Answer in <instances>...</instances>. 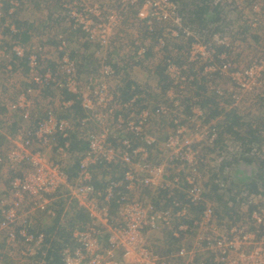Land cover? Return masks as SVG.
I'll return each mask as SVG.
<instances>
[{
    "label": "built area",
    "instance_id": "1",
    "mask_svg": "<svg viewBox=\"0 0 264 264\" xmlns=\"http://www.w3.org/2000/svg\"><path fill=\"white\" fill-rule=\"evenodd\" d=\"M225 1L215 0V4H222L226 13L234 11ZM235 1L240 8L244 0ZM249 1L256 14L264 13V0ZM24 6L25 0H0V73H11L14 63L22 66L27 58L35 89L40 93L67 91L81 102L84 116L74 119V102L65 99L70 117L58 118L49 111L33 119L25 93L9 106L10 110L20 111L28 124L0 146V169L6 163L13 170L5 179L6 187H0V194L4 192L0 195L4 243L15 248L22 241L24 257L34 259L36 264H47L50 253L56 252L50 236L29 231L27 217L42 212L56 218L59 201H65L61 220L69 216L71 208L66 210L72 204L85 210L90 220L74 231L71 241L62 244L60 256L64 264H264V193L248 196L245 201L242 195L235 196L236 203L254 205L256 196L260 202H255L254 212L247 215L245 211L242 219H235L222 230L217 203L209 197L202 168L211 157L216 158L204 152L209 147L213 150L220 139L221 116L207 120L199 100L187 99L194 84L202 82L219 100L230 98L236 106L240 92L264 97V48L251 63L237 62L227 37L235 32L232 24L224 27V34L218 32L207 41L203 33L184 24L174 0H73L66 5L68 25L65 23L64 33L68 38L76 35L77 43L115 50L128 43L130 24L143 28L156 50L162 52L155 53L162 59L168 85L165 91L169 101L150 107L138 84L132 86L131 98L124 99L121 94L116 96L106 82L115 78L125 87L123 72L129 73L137 65L130 58L120 62L126 71L111 64L102 67L101 78L91 74L83 80L79 64L71 56L68 38L60 35L55 48L62 53L60 61L54 68L43 65V57L48 58L50 53L47 45L29 47L23 43L13 21ZM137 7L131 19L128 13ZM61 16L65 19V14ZM254 21L255 26L261 23L258 17ZM9 22L6 34L4 25ZM125 22L129 23L126 27ZM164 22L171 28H160ZM168 33L175 39H193L183 61L164 56ZM144 34L137 33L131 42L143 58L148 51L141 42ZM7 36L10 38L5 40ZM223 45L227 48L218 54ZM152 73H156L153 67ZM220 80H229L230 85H219ZM185 99L190 104L189 113ZM112 113L115 117L110 121ZM160 118L168 120L172 127L162 154L154 161L152 149L158 138L149 130L152 121ZM93 124L100 130L95 131ZM75 131L77 144H85L86 150L78 159L76 176L70 180L66 160L79 150L73 148L71 134ZM224 149L218 152L219 163L226 161ZM244 150L238 145L233 148L235 153ZM261 151L264 147L260 151L253 148L251 155ZM215 173L220 190L229 189L228 168H218ZM148 192L150 196L146 197ZM233 205L234 202L230 204ZM196 208H202L198 217ZM20 220L23 224L18 229ZM159 233L176 241L174 253L158 252Z\"/></svg>",
    "mask_w": 264,
    "mask_h": 264
},
{
    "label": "rangeland",
    "instance_id": "2",
    "mask_svg": "<svg viewBox=\"0 0 264 264\" xmlns=\"http://www.w3.org/2000/svg\"><path fill=\"white\" fill-rule=\"evenodd\" d=\"M73 0H63L61 1V8H59V12H55L51 16V22L53 23L56 18L59 16L65 14V19L60 18L59 20L63 21L64 23H67V12L68 9L66 5H70ZM141 1V0H140ZM143 1V0H142ZM188 1V0H187ZM237 1L235 0H226L225 3L227 6H233L232 8L234 11H230V16L228 17V20H225L224 26L223 24L220 26L221 28H224L228 24H232L235 27L234 34L228 35L229 42L233 45V51L236 52L235 59L239 63L245 62V57L247 58L249 54V51L255 52L256 55L261 52L264 48V42L263 38H255V36H259L261 30V25L264 28V13L263 14H256L253 11L252 5L249 0H244L242 4H240V8L238 5H236ZM192 7V3L189 1V8ZM50 8V7H49ZM138 8H133L132 12H129V17L131 16V19H134L135 13H137ZM30 9H37L38 11L40 9L44 10V7H40L38 4V0H25V6L21 8L19 11H17L16 16H14V23L18 25L20 28L23 26L21 25L23 21H18V18H20V15L23 12H27ZM46 11H50L48 8H46ZM29 13V12H27ZM33 18H36V15L34 13H31ZM31 17V16H30ZM29 17V18H30ZM258 17L259 21L261 23H258L256 26L254 25L255 18ZM39 18V17H38ZM17 20V21H16ZM228 21V22H227ZM10 22L6 25H4L5 33H8V29H6L9 26ZM129 23L125 22L123 25L126 27ZM58 24L53 23L50 24L48 27V33L51 37L54 39L52 42H55V48L58 45V40L56 38L60 35H65L64 32H66V29L64 32L57 29ZM171 28V24L168 22L161 23L160 28ZM66 28V27H65ZM69 28V27H68ZM195 28V27H194ZM195 30H198L195 28ZM130 31V32H129ZM35 36L39 35V33L34 31ZM137 33H142L143 28L139 26L138 24H130L127 32V38L128 43L119 45V47L115 50H105L98 46H93L89 44L88 42H82L77 43L78 38L76 35L74 38L66 37L68 38V42L70 43V51L76 52L74 53V59L77 61L78 64L81 62L84 63V57L80 55V49L86 46L88 44L91 49H95L93 52V59L94 63L90 66L86 67V69L82 70L79 66L80 70V77L81 79H85L87 75H97L99 78H101V71L102 67L111 65L109 57L112 58H123V56L120 57V53H124L131 56L133 53H135L134 46L132 45V40L136 37H134ZM7 36L5 40H8ZM40 37V36H38ZM165 38L168 41V46L165 48L166 54L164 56L171 57V59H174L177 62L183 61L187 55V52H189V48L191 44L193 43L192 38H186L181 37L177 40H174L171 37V34H166ZM38 39H35V41ZM143 40V46H145L148 51L146 52V55L144 58L139 55H137L138 61L136 62L134 72H138L141 74L139 77L140 79L146 80L145 87L141 91V95L143 96L144 100L147 101L151 106L159 104H164L169 101V97L166 95L165 88L163 87L165 84H167V74L165 72V69L162 64V59L159 55H162L161 51H157L154 47V42L150 41L146 35L144 34L142 36ZM35 44H42V45H49L44 44L43 42L36 41L35 43L31 44V47H33ZM145 44V45H144ZM154 47V48H152ZM227 48L226 45H223L221 48L218 49V54H220L221 51H224L223 49ZM32 49V48H31ZM75 50V51H74ZM158 54H156V53ZM56 56L55 59L57 62L60 61L61 57L60 54L55 50ZM51 59L44 58L43 57V65H46L50 68H54L55 64L53 66H50L48 63V60H52V54ZM48 55V56H49ZM72 56V54H71ZM163 56V57H164ZM241 58V60L239 59ZM46 59L47 61H44ZM55 62V61H54ZM152 67L156 69V73H152ZM19 76V80L15 81L13 77ZM60 77V76H59ZM63 77V76H61ZM12 78V79H11ZM14 81V82H13ZM22 81V83H21ZM24 81H26V85L24 84ZM82 81V80H81ZM115 81V78L106 79V82L108 83L110 89L113 91V93L118 96L117 94H122L120 92V84H116L115 87H113L112 82ZM229 81V80H228ZM227 80H220L218 83L219 85L228 86L230 83ZM15 82H17V87H13ZM21 83V84H20ZM144 92H146L148 95L147 97L144 96ZM163 92V94H162ZM26 94L28 97V100L30 102L29 111L33 113V119L37 116H42L46 112H52L56 117H64L66 115V112L69 111L64 106L65 95L62 94V91H43L42 93L38 92L34 84L31 82L30 72L26 65H22L19 67H14L13 71L11 73H0V137L2 138V143L0 146H3L6 143L7 137H12L18 130H20V127L24 126L25 124H28L24 121L20 111L18 110H10L9 106L16 100V98L20 94ZM240 99H239V105L236 106L230 98H224L222 100H219L215 95L211 94L207 88L205 83L196 85L193 89H190L187 93V95L191 97H195L196 95L201 96L199 98V103L201 106H204L206 108L207 114L209 115V108H211L212 111L219 112L218 116H221V119L218 121V126L220 127L221 136L218 141V143L215 145V148L212 150L210 147L206 149L204 152L205 155H215L216 158H210L208 162H206L203 165L204 174V181L205 186L207 190H210L209 197L213 198V201L217 203V211H218V217L221 222V228L223 230L226 229L227 226H230V223L233 222L235 219L239 218L242 219L245 215V211H247V215L249 213L254 212L256 203L260 202L258 196L255 197L252 202H254V205L248 204L246 202L242 203H236V197L234 194H238L240 189H244L245 186L253 185L254 179L251 178V173L254 175L256 172V164L257 162L262 163L264 160V152L261 151V153H258V155H254L251 162L246 161L245 155H239V153H235L233 151V148L235 146H250V145H258V143H262V147H264V97H260L257 94H248L240 92ZM64 95V96H63ZM123 97V96H122ZM67 103V102H66ZM184 103L187 105V100L185 99ZM205 105H208V107H205ZM221 106H225L221 108ZM73 110V107H72ZM74 111V110H73ZM128 115V114H127ZM228 115H231L235 120L238 121V124H236V128L239 131V136H234L226 132V126L229 122H231V119H229ZM115 117L114 113H112L110 117V121L113 120ZM131 117V116H130ZM230 120V121H229ZM172 125V123H171ZM95 131L100 130V127L98 125H94ZM172 127V126H171ZM168 120H165L163 118L155 119L152 121L151 130H149L150 134L158 136L160 140L159 148L157 151L152 152L155 161L156 158L160 154H162L163 151V145L165 142V138L167 134L170 132V128ZM5 133L6 135L2 134ZM159 133V134H158ZM253 138L254 141H253ZM246 140V141H245ZM237 142V145L232 144V142ZM258 143H257V142ZM252 143V144H249ZM256 143V144H255ZM259 146V145H258ZM82 144H79L78 148H81ZM224 149V153H227L226 161L223 163L218 162V158L220 155L218 152H221ZM255 148H258L257 146H254ZM222 149V150H221ZM86 149H81L78 151H75L73 153V156L66 160L69 164L77 165L78 159L80 158L81 154ZM223 153V154H224ZM218 154V155H217ZM260 157L261 159H256L257 157ZM2 167H8L6 163L3 164ZM221 167L228 168L229 171V177L231 179L232 187L228 192L227 191H221L220 188L216 186L215 180H216V170ZM255 169V170H254ZM254 170V172H253ZM257 173V172H256ZM256 177V176H255ZM262 183V181H260ZM240 194V193H239ZM150 196V192L146 194V197ZM234 202L233 207L230 206V204ZM70 207L67 208L66 211L69 210ZM64 211V210H63ZM62 211V212H63ZM61 212V213H62ZM40 213V214H39ZM53 216H49L42 212H33L32 214L27 217L28 220V229L29 231L33 233L42 232L50 236V242L53 246L54 251L60 252V248L62 244H64V240L58 238L56 235V232H53L52 234L47 233L46 231L51 228L55 224V219L52 218ZM68 221H73L72 216L65 215L64 219L61 220L60 223H66ZM23 222L20 220V223L17 224V228H22ZM25 224V223H24ZM0 236L2 239H4V235L0 233ZM166 236V235H165ZM159 237V238H158ZM168 238V236L166 237ZM169 239V238H168ZM172 237L171 240L172 241ZM60 241V242H59ZM169 242V240H166ZM59 242V243H58ZM6 244V243H5ZM24 242H20L18 246L16 245L15 248L10 247L6 244V246L11 249L9 252H0V264H36L37 262L34 259H31L28 257H24V254L22 252ZM156 249L160 251V247L163 245L162 242V233H159L156 238ZM169 244L167 247H165L167 250L169 249ZM175 243H171V248L169 250H173V253L176 251ZM17 250L16 252H13ZM163 254H169V252H160ZM171 253V252H170ZM8 257V258H5ZM38 261V260H37ZM39 264V263H38Z\"/></svg>",
    "mask_w": 264,
    "mask_h": 264
},
{
    "label": "trees",
    "instance_id": "3",
    "mask_svg": "<svg viewBox=\"0 0 264 264\" xmlns=\"http://www.w3.org/2000/svg\"><path fill=\"white\" fill-rule=\"evenodd\" d=\"M176 5L178 6V12L179 15L182 16L183 20H184V24L186 26L191 25L193 28H197L198 30H195L198 33H203L205 35V39L208 41L210 40L211 36H213L214 34L220 32V33H225L224 31H222L224 28H221L220 26L223 24L224 26V22L225 20H228V17L230 16L229 13H226L224 6H222V4L218 3L215 4V0H174ZM189 1L192 3V7L189 8ZM47 13L49 15H52L53 13L51 11H47ZM62 16H59L56 19H60ZM228 22V21H227ZM24 27L20 28L19 27V31H20V35H21V40L23 41V43H26L28 40V36L25 32H22V30ZM261 28L263 29V26H261ZM193 40V39H192ZM75 51V50H74ZM95 51V49H91V47L86 44L85 47H83L82 49H80L81 53L80 55H82V57H84V63L81 62L79 64V66L81 67L82 70L86 69V67L90 66L91 64H93L94 59H93V52ZM222 52V51H221ZM220 52V53H221ZM74 53L76 52H72V58H74ZM27 58L25 59V63L23 62L22 65H26L28 68V64L26 63ZM123 83L125 86V90L123 91V98L124 99H129L131 98V89L133 85H137L136 82H133L130 79V76L127 72H123ZM204 82H202L203 84ZM196 85H199L197 83L194 84V87H196ZM201 85V84H200ZM164 88H167L168 85H164ZM51 91H56V90H51ZM62 94L65 95V99L67 100H71L74 102L73 105V110L74 113H72L74 115V119H77V117H83L84 116V110L81 106V102L79 100H77L75 98L74 95L68 93L67 91H62ZM63 95V96H64ZM201 96L196 95L195 97H189L187 99L192 100L194 98H197L199 100ZM190 104L189 101L187 103V113L190 112ZM203 109L205 110V115L207 117V120L211 119V118H217L219 117V112L217 111H212L211 108H209V115L207 114L206 108H204V106H202ZM205 107H208V105H205ZM69 115L70 114H66ZM66 115L64 117H66ZM229 119H231V122L228 123V125L226 126V132L234 135V136H239V131L236 128V124H238V121L235 120L231 115H228ZM230 121V120H229ZM76 133L77 131L73 132L71 134L72 136V140H73V148L77 149L78 142L76 141ZM255 138H253L254 141ZM256 140V139H255ZM246 141V140H245ZM257 142V141H256ZM258 143V142H257ZM81 144V143H80ZM252 144V143H249ZM256 144V143H255ZM84 146H86L85 144H83ZM258 150H261V147L263 145L262 143H258ZM84 146L79 148V150H83ZM244 151L239 152V155H245L248 158H243L248 162H251V160L253 159V155H251V151L254 147V145H250V146H244ZM225 147H223L222 149H224ZM221 149V150H222ZM252 158V159H250ZM256 159H261L259 156ZM256 172L254 173V175L251 173V178L254 179L255 182H253V185L250 186H245L244 189H240V195H242V201H245L246 197L251 196L253 194H263L264 192V161H262V163L257 162L256 164ZM255 170V169H254ZM253 170V172H254ZM70 173V180H72L76 175V166L73 168H70L69 170ZM216 174V173H215ZM121 176V175H120ZM119 176V177H120ZM256 176V177H255ZM224 177V178H223ZM221 178L225 179V176H222ZM262 181V183L260 182ZM232 183L230 185V188L227 189L228 192L232 187ZM217 186V185H216ZM218 188V186H217ZM225 190V191H227ZM238 194H234V196H238ZM160 204V203H159ZM65 201H59L58 203V207H59V212L58 215L55 219V224L49 228L46 232L49 234H52L53 232H56V235L58 236V238L63 239L64 241H71L72 239V234L74 233L75 230L77 229H82L83 226H85V224L88 223V221L90 220L88 214L83 210V209H78L77 207H75L74 204L71 205V210L69 212V214H71V216L73 217V221H68L66 223H60L61 222V212L63 210H65ZM195 212V211H194ZM216 214L218 215V211H216ZM240 218V217H239ZM60 242V241H59ZM58 242V243H59ZM49 259L50 261L47 264H64L62 261V258L60 256V252L56 251V252H51L49 255Z\"/></svg>",
    "mask_w": 264,
    "mask_h": 264
},
{
    "label": "crops",
    "instance_id": "4",
    "mask_svg": "<svg viewBox=\"0 0 264 264\" xmlns=\"http://www.w3.org/2000/svg\"><path fill=\"white\" fill-rule=\"evenodd\" d=\"M61 1H63V0H38V4L40 5V7H44V10H42V9H40L39 11L37 10V9H30V10H28L27 12H29V13H27V12H23L21 15H20V18H18V21H23V23L21 24L24 28V30H22L21 29V31L22 32H25L26 34H27V36L29 37L28 38V40H27V42H26V44H28L29 45V47H31V44L32 43H35L36 41H40V42H43L44 44H49V45H47V46H45L46 47V50L48 51V52H50L51 54H52V60H48V63L50 64V66H53L56 62H57V60L55 59V57H58V56H56V53H55V42L53 41L52 42V40L54 39L53 37H51L50 35H49V33H48V27L50 26V24H53L54 22L55 23H57L58 24V26H57V29L58 30H61L62 32H64L65 31V27H66V25H65V23L63 22V21H61V20H58V19H56L53 23L51 22V16L47 13V11H46V8H48L53 14L55 13V12H57L59 9L60 10H62V8H61ZM239 2V1H238ZM50 7V8H49ZM59 8V9H58ZM59 12V11H58ZM31 13H34L35 15H36V18H33V16H32V14ZM31 16V17H30ZM30 17V18H29ZM39 17V18H38ZM17 21V20H16ZM18 26V25H17ZM19 27V26H18ZM37 30V32L39 33V35H36L35 36V33H34V31H36ZM264 31V28L262 29L261 28V30H259V32H260V34H259V36H255V38L257 39V38H260V37H263V32ZM38 36H40V37H38ZM69 37H71V38H74V36L73 35H69ZM173 38V37H172ZM35 39H38V40H36L35 41ZM174 40H177V39H175V38H173ZM142 42V44H143V40L141 41ZM148 49H150V48H148ZM147 49V50H148ZM138 49L136 48V50L135 51H137ZM58 52V51H57ZM59 54H60V57H62V53H60V52H58ZM137 55H138V53L137 52H135V53H133L131 56H129V55H127V54H125V52L124 53H120V57L121 56H123V58H117V56H116V58L114 59V58H112L111 56L109 57V59H110V62H111V64L116 68V69H119V71L120 70H122V71H126V69L125 68H123V67H121V65H120V62H122V61H124V60H126L127 58H130V60L132 61V62H137L138 61V58H137ZM248 55V57L246 58L245 57V62L244 63H246V64H248V63H251L253 60H255V58H256V53L255 52H251V51H249V54H247ZM49 59H51V55H49V57H48ZM239 59L241 60V58L239 57ZM55 61V62H54ZM245 64V65H246ZM14 65V67H16V64L14 63L13 64ZM137 65H139V64H137ZM126 66H128V65H124V67H126ZM135 69V68H134ZM134 69H132L128 74H129V76H130V79L133 81V82H136L138 85H139V87L143 90L144 89V87H145V82H146V80H143V79H140L139 77L141 76V74L140 73H138V72H134ZM12 79V78H11ZM13 79L15 80V81H17V80H19V76H16V77H13ZM14 82V81H13ZM21 83H22V81H21ZM20 83V84H21ZM117 83H120L118 80H115L114 82H112V84H113V87H115V85L117 84ZM24 84L26 85V81H24ZM12 86L14 87H17V82H15V84L13 85L12 84ZM125 90V87H120V92H122V94H123V91ZM141 90V91H142ZM143 93H144V96L145 97H147V93L146 92H144L143 91ZM162 94H163V92H162ZM164 95V94H163ZM150 107H156L157 105H159V103L157 104V105H154V106H151L147 101H145ZM38 117V116H37ZM39 117H41V116H39ZM169 127H170V125H169ZM2 134H4V135H6L5 133H3L2 132ZM159 134V133H158ZM153 136H156V135H153ZM157 138H158V136H156ZM2 138L3 137H0V144L3 142L2 141ZM166 139V138H165ZM159 144H160V140H159V138H158V141H156V144L153 146V152H155V151H157L158 150V148H159ZM254 146H257L258 147V145H254ZM163 147H164V145H163ZM263 147H261V149H262ZM264 161V160H263ZM68 164V167H69V169H68V172H69V170H70V168H73V167H75L76 166V173L78 172L77 171V165H75V166H72V164H69V163H67ZM0 178L1 177H3L4 179H6V177L4 176V174L3 173H5V175L7 174V175H9V174H12V172H13V170H10V168H8V167H1V169H0ZM76 175V174H75ZM118 176H120V174L118 173ZM4 179H0V187H1V189L3 190L4 189V187H6V184H7V182H6V180H4ZM1 190V191H2ZM239 193H241L240 191H239ZM1 194H4V192H1ZM0 194V195H1ZM240 195V194H239ZM201 210H202V208L201 209H198V208H196V209H194V211H195V215L198 217L199 215H200V213H201ZM85 211V210H84ZM86 212V211H85ZM87 213V212H86ZM40 214V213H39ZM88 214V213H87ZM69 216H71V214H69ZM88 216H89V214H88ZM166 233V232H165ZM162 234V242H163V245L159 248L160 249V251L158 250V252H172L173 250H169L170 248H171V243H175V247H173L174 249L177 247V245L178 244H176V241L175 240H172V241H170L171 240V238L167 235V234ZM166 235V236H165ZM168 236V238H166ZM159 238V237H158ZM166 240H169V242H167ZM177 243H178V241H177ZM169 244V249L167 250L165 247H167V245ZM11 249H9L7 246H6V244L4 243V241H3V239L1 238V236H0V252H9ZM17 250H15V251H13V252H16ZM163 254V253H162ZM5 258H8V257H5ZM26 259H28V258H26Z\"/></svg>",
    "mask_w": 264,
    "mask_h": 264
},
{
    "label": "clouds",
    "instance_id": "5",
    "mask_svg": "<svg viewBox=\"0 0 264 264\" xmlns=\"http://www.w3.org/2000/svg\"><path fill=\"white\" fill-rule=\"evenodd\" d=\"M5 9H7V3H6V2H5ZM19 10H20V9H19ZM19 10H18V11H19ZM15 16H16V15H15ZM18 28H19V27H18ZM3 174H4V176H5L6 178L9 176V175H7V174L5 175V173H3ZM1 178L4 179L3 177H1ZM1 178H0V179H1ZM4 180H5V179H4Z\"/></svg>",
    "mask_w": 264,
    "mask_h": 264
}]
</instances>
